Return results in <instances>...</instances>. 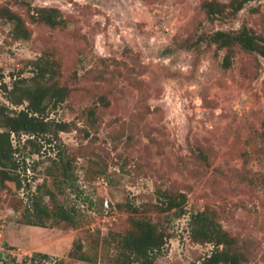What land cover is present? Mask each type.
Masks as SVG:
<instances>
[{
  "label": "rangeland",
  "instance_id": "obj_1",
  "mask_svg": "<svg viewBox=\"0 0 264 264\" xmlns=\"http://www.w3.org/2000/svg\"><path fill=\"white\" fill-rule=\"evenodd\" d=\"M203 1L0 0L31 30L30 38H16L14 23L0 18L1 101L26 107L8 101L3 85L32 77V61L41 57L55 61V80L70 90L49 112L70 130L36 146L24 143L29 135L21 142L13 135L24 187L0 184V264L35 251L66 264H112L134 217L166 231L152 264H192L214 250L191 236V215L205 208L238 239L246 264H264V58L238 48L225 68L226 50L216 45L179 46L243 24L263 33L264 0L215 21ZM39 6L59 8L65 23L34 22ZM41 183L54 192L48 204L76 211V226L24 222L26 185L34 191ZM165 192L187 195L184 214L155 210ZM76 241L86 260L70 256Z\"/></svg>",
  "mask_w": 264,
  "mask_h": 264
},
{
  "label": "trees",
  "instance_id": "obj_2",
  "mask_svg": "<svg viewBox=\"0 0 264 264\" xmlns=\"http://www.w3.org/2000/svg\"><path fill=\"white\" fill-rule=\"evenodd\" d=\"M253 0H204L201 9L211 21L236 17L245 6ZM34 22H44L51 27H57L65 23L62 12L57 7L39 6L34 8L31 15ZM0 18H5L14 23L13 35L16 38L28 39L31 30L25 18L10 5L0 7ZM216 45L218 49L226 50L223 66L229 68L238 48L247 52L257 53L264 58V32L259 33L248 24H243L239 29H215L203 32L199 35L187 37L179 43L186 49H201L204 44ZM33 60L34 75L32 77L15 78L9 87L4 84L6 99L14 105H23L20 110L10 109L0 99V184L5 186L7 181L16 182L19 188L24 187L23 179L19 173V163L16 159L17 144L13 142V135L18 136L21 142L22 135H29L24 143L37 145L38 138L42 137L50 143L59 138L60 133L70 130V124L66 121H56L50 118L51 105L63 102L69 95V87L60 85L55 80L57 67L55 61L44 57ZM3 78V77H2ZM40 148L33 149V153H39ZM26 171V169H25ZM73 184V182H71ZM30 192V206L24 222L26 224L41 227H69L78 224L76 211L58 203L50 205L45 201L48 195L51 198L54 192L44 183L37 185L32 191L30 185H26ZM159 202L155 204V210L163 213L175 210L177 214H184L187 203L185 193H158ZM137 207H132L133 212H138ZM133 227L120 240L119 255L113 256L112 264H152L154 254L161 250L165 244L166 231L157 222L150 218L134 217ZM191 236L200 243L214 244L211 255L192 264H246V256L238 239L233 236L216 219V213L210 208H205L191 215ZM83 243L76 241L70 256L86 260L87 255L83 249ZM5 264H66L64 259L53 258L49 253L35 251L19 260L12 257L11 262Z\"/></svg>",
  "mask_w": 264,
  "mask_h": 264
}]
</instances>
